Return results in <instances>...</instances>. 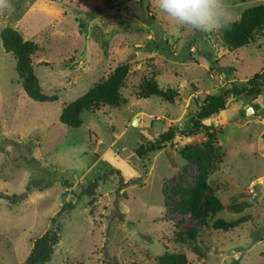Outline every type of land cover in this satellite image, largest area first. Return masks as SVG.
Wrapping results in <instances>:
<instances>
[{"label": "rangeland", "instance_id": "374dc122", "mask_svg": "<svg viewBox=\"0 0 264 264\" xmlns=\"http://www.w3.org/2000/svg\"><path fill=\"white\" fill-rule=\"evenodd\" d=\"M225 3L234 22L264 0ZM8 4L0 11V264H25L66 203L76 207L59 218L61 242L49 264H158L166 253L185 254L190 264H264V88L256 98L231 97L225 111L204 121L220 148L208 174L180 154L205 144V132L178 136L145 160L135 153L171 125L189 131L196 100L232 83L246 85L261 72L264 33L232 51L222 47L220 29L179 27L154 0ZM6 27L39 46L35 73L57 101L37 102L24 91L16 58L3 46ZM122 64L130 67L124 105L85 111L78 129L60 122L67 104ZM151 77L162 90L178 92L173 103L139 97ZM113 169L128 186L120 189L115 173L99 184L95 199L78 198L83 186ZM205 176L223 210L213 214L204 203L197 214L184 210ZM243 217L248 222L229 232L212 227Z\"/></svg>", "mask_w": 264, "mask_h": 264}, {"label": "trees", "instance_id": "16d2710c", "mask_svg": "<svg viewBox=\"0 0 264 264\" xmlns=\"http://www.w3.org/2000/svg\"><path fill=\"white\" fill-rule=\"evenodd\" d=\"M219 32L223 41L222 47L224 48L234 51L249 46L255 40L258 33H264V4L248 8L243 12L238 21L232 22L229 29L221 28ZM1 38L5 51L13 54L16 58V71L27 95L31 99L41 103L57 101L58 97L56 95L49 96L43 92L39 78L35 73L33 56L39 52V46L32 41L25 40L22 34L13 27L3 29ZM129 71L130 67L128 65L122 64L117 66L108 78L95 84L84 95L67 104L61 112L60 122L68 128L78 129L83 125L82 114L85 111L97 113L104 108H120L125 104L121 90L128 78ZM263 88L264 69L249 80L246 85L239 86L232 83L230 87L219 94H207L201 103L196 100L197 110L190 114L191 129L189 131L182 130L178 125H171L158 139L142 143L135 150L137 157L145 160L152 152L166 149L178 136L192 138L205 132L208 138L205 144L186 146L181 150L180 154L188 165L199 164L204 175L208 174L213 164L220 158V148L217 132L212 127H207L204 121L225 111L231 97L246 95L250 98H256L262 94ZM153 96L173 103L179 94L173 89L162 90L156 79L151 77L143 81L139 97L141 99H149ZM115 173L120 177V182L123 185H121L120 189L129 185V183L125 182L120 170H109L104 172L103 176L96 177L91 183L83 186L78 198H81V196L96 197L99 184L106 182V178ZM186 203V207L183 209L195 214L199 212L201 203H204L206 210L213 214H217L223 210V203L216 196L215 192L210 189L206 182V176ZM75 207L76 205L73 203L64 204L61 211L52 219L50 230L34 240L33 249L25 264H49L52 261L55 249L61 242L63 232V226L59 218L63 213L73 210ZM247 222L248 218L246 217L233 221L219 219L212 227L216 231L229 232ZM189 236L192 239L197 238L194 231L190 232ZM158 264L190 263L185 254L166 253L159 258Z\"/></svg>", "mask_w": 264, "mask_h": 264}, {"label": "clouds", "instance_id": "9594fccd", "mask_svg": "<svg viewBox=\"0 0 264 264\" xmlns=\"http://www.w3.org/2000/svg\"><path fill=\"white\" fill-rule=\"evenodd\" d=\"M154 3L170 22L188 30L206 34L229 29L232 24L225 0H154ZM7 7L8 0H0V11Z\"/></svg>", "mask_w": 264, "mask_h": 264}]
</instances>
